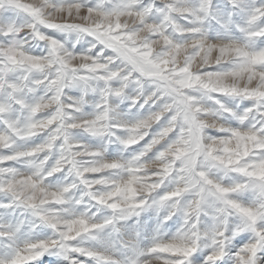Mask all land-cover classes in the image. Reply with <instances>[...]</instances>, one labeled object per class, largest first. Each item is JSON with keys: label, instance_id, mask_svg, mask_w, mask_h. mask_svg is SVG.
<instances>
[{"label": "snow or ice", "instance_id": "snow-or-ice-1", "mask_svg": "<svg viewBox=\"0 0 264 264\" xmlns=\"http://www.w3.org/2000/svg\"><path fill=\"white\" fill-rule=\"evenodd\" d=\"M0 264H264V0H0Z\"/></svg>", "mask_w": 264, "mask_h": 264}]
</instances>
